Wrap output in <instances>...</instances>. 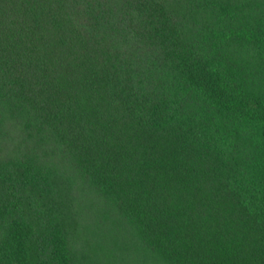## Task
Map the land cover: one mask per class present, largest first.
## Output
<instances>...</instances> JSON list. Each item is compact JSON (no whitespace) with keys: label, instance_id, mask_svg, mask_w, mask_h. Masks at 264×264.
Returning a JSON list of instances; mask_svg holds the SVG:
<instances>
[{"label":"trees","instance_id":"trees-1","mask_svg":"<svg viewBox=\"0 0 264 264\" xmlns=\"http://www.w3.org/2000/svg\"><path fill=\"white\" fill-rule=\"evenodd\" d=\"M0 264H264V0H0Z\"/></svg>","mask_w":264,"mask_h":264},{"label":"rangeland","instance_id":"rangeland-1","mask_svg":"<svg viewBox=\"0 0 264 264\" xmlns=\"http://www.w3.org/2000/svg\"><path fill=\"white\" fill-rule=\"evenodd\" d=\"M94 236H95V235H93V236H90V238L92 237L93 241H94V239H98V238H95Z\"/></svg>","mask_w":264,"mask_h":264}]
</instances>
